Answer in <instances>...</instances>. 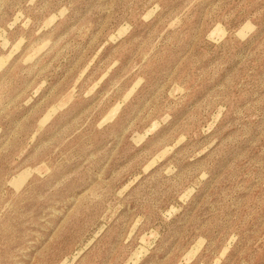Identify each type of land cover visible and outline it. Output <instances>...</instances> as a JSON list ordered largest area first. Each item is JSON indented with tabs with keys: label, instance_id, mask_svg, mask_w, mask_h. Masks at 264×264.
<instances>
[{
	"label": "rangeland",
	"instance_id": "374dc122",
	"mask_svg": "<svg viewBox=\"0 0 264 264\" xmlns=\"http://www.w3.org/2000/svg\"><path fill=\"white\" fill-rule=\"evenodd\" d=\"M180 136L187 142L169 156ZM49 165L59 171L45 184L69 173L67 187L88 182L69 220L99 200L85 221L101 227L109 201L113 211L125 204L88 264H264V178L253 182L264 168V0H0V187L31 189ZM205 172L220 175L177 216ZM38 215L19 235L0 224V264H56L64 227L29 260L18 255ZM75 238L62 241L63 264H78Z\"/></svg>",
	"mask_w": 264,
	"mask_h": 264
},
{
	"label": "clouds",
	"instance_id": "9594fccd",
	"mask_svg": "<svg viewBox=\"0 0 264 264\" xmlns=\"http://www.w3.org/2000/svg\"><path fill=\"white\" fill-rule=\"evenodd\" d=\"M67 15V10L64 12ZM131 27L129 31H131ZM255 27L253 31H255ZM245 40L247 37L244 38ZM118 66V62L112 65V68L106 72L103 77L92 87L90 90L85 92V98L91 97L99 89L100 85L103 83L104 79H107L111 70ZM91 65H89V68ZM145 80L143 77L139 78L133 85L132 90L124 98V103L116 106L112 118L108 121H104L101 124L97 125L98 130H103L108 123H114L115 119L119 116V113L123 110L125 105L132 99L136 92L139 91L140 87L143 86ZM47 85L45 84L44 87ZM43 89H41L42 91ZM37 93L36 95H38ZM29 104L32 103L31 100L28 101ZM69 104H65L63 108L53 112L44 122L40 125V130L36 132L35 135L31 137V143H35L36 136L40 134L46 127L48 123H51V120L55 118V115H58L60 111L66 110ZM221 112L226 111L227 109L222 107ZM173 120V115L171 113L163 116L162 119L155 121L151 124L146 134L142 135L139 140L133 141L135 147L139 148L147 140L148 136L155 135L160 132L162 128L168 126ZM205 133L210 131V129H205ZM187 142V136H180L176 140L173 147L169 149L168 155L171 156L172 153L176 151L177 148L181 147L182 144ZM111 147V144H109ZM118 147V146H117ZM207 151V149H205ZM115 155V153H113ZM197 155H203V153H198ZM75 158H73L74 160ZM96 154H92L88 157V160H95ZM73 160H67L65 163L71 164ZM88 161H85L87 163ZM226 166V165H225ZM106 167V166H105ZM149 168H144L143 172L147 173ZM54 171H59V169L54 170L50 165L47 172L39 174L37 176L38 182L29 189L28 185L25 186V189L16 191L10 188V186L0 187V224L6 226L9 229H15L17 234H20L22 228L28 226L30 220H34L39 213V223L32 224L30 227L32 230L27 231L24 235L26 241L25 247L19 252V257L24 260L30 259V253L35 249L42 247L48 243L49 237L56 233L61 227H64L63 236L60 240L57 241V252L58 258L56 264H63V257L69 254V251L63 247L62 241L70 235L75 236V242L72 245L71 251L74 252L78 257V264H88V258L91 250L96 245L97 241L101 236L109 231L111 222L115 220L116 216L125 210V204H116L115 211L112 210L111 202L109 201L106 204L108 211L104 213V223L103 226L97 227L95 224H92L90 227L85 221V215L87 212L91 211V208L96 203H99V200L91 201L89 207L83 211H75L71 213V219L69 220L70 210L73 209V206L77 204L78 197L84 194L87 190L88 182H81L79 185H72L67 187L69 182L73 179L74 173L65 174L60 177L58 180L51 181L49 184H45V181H48L50 177L53 176ZM169 173H178V167L169 168ZM36 175V174H34ZM220 173H210L205 172L203 175L199 176V183L195 186L189 187V196L188 199L183 200L184 207L176 209V215L179 216L185 211V208H188L193 200L199 201L201 196L205 194L208 186L214 181L216 176ZM264 178V168L256 169V176L254 183H260L261 179ZM91 179H102L101 177H91ZM141 179L140 176H137L135 180L131 181L128 184H125L123 187L118 189L115 192V197L123 200L126 194L130 191L132 186ZM66 191H61L66 189ZM29 192V196H25V192ZM53 193L56 195L53 197ZM103 199V198H101ZM130 200H134L135 197H129ZM82 221L84 224L82 226ZM159 237L157 236V239ZM234 241L240 239L238 233L233 234ZM19 264V260L17 261Z\"/></svg>",
	"mask_w": 264,
	"mask_h": 264
}]
</instances>
